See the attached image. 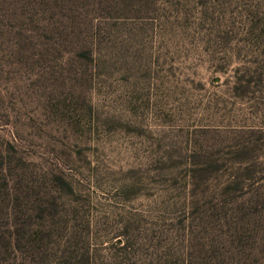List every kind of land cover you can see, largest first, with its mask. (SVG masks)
Wrapping results in <instances>:
<instances>
[{"label": "rangeland", "instance_id": "374dc122", "mask_svg": "<svg viewBox=\"0 0 264 264\" xmlns=\"http://www.w3.org/2000/svg\"><path fill=\"white\" fill-rule=\"evenodd\" d=\"M0 264H264V0H0Z\"/></svg>", "mask_w": 264, "mask_h": 264}]
</instances>
